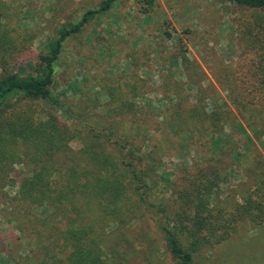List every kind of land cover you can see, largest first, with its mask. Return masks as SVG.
Masks as SVG:
<instances>
[{"label":"rangeland","instance_id":"obj_1","mask_svg":"<svg viewBox=\"0 0 264 264\" xmlns=\"http://www.w3.org/2000/svg\"><path fill=\"white\" fill-rule=\"evenodd\" d=\"M101 1L0 0L1 30L9 34L0 69L4 62L11 72L36 75L39 56L61 26L78 22ZM252 22L264 25V11L226 0H119L63 43L54 63L53 101L10 99L14 107L0 115V135L7 139L23 119L50 121L77 136L69 146L79 151L90 129L116 130L133 136L132 144L157 161L159 185L151 199L172 206L177 197L169 191L182 190L185 175L215 166L211 192L229 210L241 203L249 178L264 170V99L245 104L242 86L264 80V36L239 32V25ZM120 107L124 112L109 118ZM29 172L23 158L6 175L17 185ZM15 185L0 189V264H51L40 260L45 243L32 234L35 220L12 213ZM34 213L43 217L47 209ZM119 216L114 222L120 225L109 224L112 219L93 203L85 221L117 242L129 264H175L156 226L159 216L140 206ZM194 264H264V225L242 223L232 238L201 249Z\"/></svg>","mask_w":264,"mask_h":264},{"label":"trees","instance_id":"obj_2","mask_svg":"<svg viewBox=\"0 0 264 264\" xmlns=\"http://www.w3.org/2000/svg\"><path fill=\"white\" fill-rule=\"evenodd\" d=\"M118 1L102 0L97 8L85 11L78 22L61 26L47 54L39 56L36 75L21 76L1 63L0 115L14 107V103L9 102L12 98H17L16 103L52 102L54 63L63 43L94 17L110 11ZM226 1L242 10L264 11V0ZM239 26L242 35L255 32L264 36L262 24L252 22ZM8 41L7 30H1L0 26V48ZM248 83L242 85L247 97L245 104L262 101L264 80L246 85ZM231 90L233 92L234 88ZM118 111L110 113L109 118L113 115L111 119H115L124 112L122 107ZM10 119L20 120L13 114ZM20 121L13 123L17 128L13 133L12 129L7 131V139L0 135V189L15 185L6 175L7 169L23 158L28 159L30 172L15 185L16 192L10 201L12 213L16 212L21 219L33 218L37 223L32 227V234L36 241L45 243L42 263L129 264L123 252L118 251L117 242L106 241L104 234H97L85 221V212L93 203L103 216L112 219L109 224L120 225L123 221L114 222V218L122 211L129 217L139 206L159 216L156 226L175 264H194L201 249L213 248L232 238L244 222L264 225V170L249 178L252 184L243 193L241 203L229 210L221 209L211 192L213 183L209 177L215 174V166L203 168L194 176L187 173L183 178L185 186L176 192L177 196L175 190L169 191L171 196L177 197L170 206L151 199V189L159 185L158 163L150 153H144L140 145L132 144L133 136L112 129L105 133L106 128L90 129L85 149L75 151L69 142L77 136L64 126L50 121ZM143 141L146 142L145 132ZM19 144L26 148L25 153L21 152ZM40 208L47 209L43 217L34 213ZM119 219L122 218L119 216ZM2 250L0 244V252Z\"/></svg>","mask_w":264,"mask_h":264}]
</instances>
